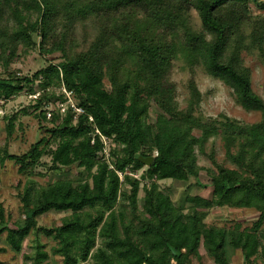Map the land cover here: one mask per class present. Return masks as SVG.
Here are the masks:
<instances>
[{"label": "trees", "instance_id": "trees-1", "mask_svg": "<svg viewBox=\"0 0 264 264\" xmlns=\"http://www.w3.org/2000/svg\"><path fill=\"white\" fill-rule=\"evenodd\" d=\"M256 7L264 9V1L0 0V68L8 72L21 49H38L48 62L31 76L0 77V100L27 93L34 116L53 125L49 137L21 156L0 149L1 162H14L27 179L25 219L10 225L0 205V243L6 234L7 246L21 254L32 233L42 234L56 242L53 253L63 264H195L202 250L215 264H230L229 250L241 251L247 263L264 258V99L244 58L258 52L264 61V16L253 14ZM179 62L224 83L238 105L261 120L205 118L195 79L182 108L172 80ZM64 89L85 114L50 108L67 101ZM18 117H5L8 138ZM97 130L113 143L107 158ZM213 139L225 153L223 163L215 150L209 155L216 166L209 171L213 198L188 196L176 206L159 182L199 180L198 153L207 155ZM46 155L51 165L43 163ZM140 157L155 159L146 167ZM42 166L79 171L74 179L41 185L33 178ZM214 208L253 209L259 217L246 228L209 226L205 218ZM52 211L71 215L60 227H39L38 219ZM49 259L42 244L24 256L26 264Z\"/></svg>", "mask_w": 264, "mask_h": 264}, {"label": "rangeland", "instance_id": "rangeland-1", "mask_svg": "<svg viewBox=\"0 0 264 264\" xmlns=\"http://www.w3.org/2000/svg\"><path fill=\"white\" fill-rule=\"evenodd\" d=\"M253 11L254 15L264 16V9L260 7L253 8ZM192 18L195 27L200 29L201 22L195 11L192 12ZM21 51V56L15 59L8 72L0 68V77H7L9 72H13L19 77L31 76L47 66V60L40 54L38 49H30L27 53ZM244 58L246 67L250 68L252 72L254 91L264 99V61L258 56V52L255 54L244 53ZM183 67L184 64L179 62L176 64L172 74V80L177 86V99L182 108L186 107L189 97V82L191 79H195L202 94L200 112L205 118L220 120L223 119V117H228L242 124H254L261 120L260 113L246 112L243 110L236 102L232 90L221 81L208 76L202 68H196L193 74ZM56 93L59 95L58 90ZM74 102L77 103L75 100ZM32 105H34L33 99L27 93L19 95L9 102L0 100V149H4L7 146L10 154L21 156L29 152L31 147L40 139L50 136L48 130L52 129L53 125L46 121L41 122L36 118ZM50 108L55 109V105H50ZM25 109H28V113L24 112ZM155 109V106H153L151 112L152 119L155 118ZM16 113L19 114V117L15 123V130L12 137L8 138L6 130L8 121L5 117H11ZM52 147L54 149L56 144L53 143ZM213 150H215L216 162L223 163L225 161V153L222 142L219 139H213L209 142L206 148L207 155L198 153L199 166L201 167L199 180L207 187H202L198 183L199 180L196 178H191L188 182L173 180L159 182L161 189L171 195L176 206L186 204L185 200L188 196H199L210 200L213 198V189L210 186L211 173H209L210 170L216 171V166L209 158ZM42 161L46 165H51V156L46 155ZM18 169L19 167L14 162L7 160L5 163H2L0 160V205L4 209L5 217L10 222V225H13L16 221L25 219V216L22 214L21 194L27 184V179L19 173ZM78 171L79 169L74 167L72 170L66 169L65 172L55 173L47 170V166H42L36 170L37 175H35L33 179L38 181L41 185H46L48 182H55L61 178L74 179ZM144 172L145 169L141 170L136 177L140 178ZM45 173L48 174V179L40 176ZM119 175L122 178V174ZM147 183V181L142 182V188L145 185L148 186ZM142 188L139 194L140 199L144 197V189ZM124 189L127 191L129 190L128 187ZM187 211L189 210H186V212ZM70 215V212H49L38 219L39 227L50 229L60 227L64 223V220L70 217ZM258 217V213L253 209L214 208L207 214L205 222L209 226L220 228H231L235 224H241L243 228H246L251 227ZM5 235L6 234H4L2 238L0 247L6 248L8 251L0 253L1 263L26 264L24 256L34 255V247L38 244H42L45 245L46 251L50 255V264H63V258L53 253L56 242L52 239L46 238L42 234L32 233L24 243L23 252L21 254H16L7 246ZM201 255L202 261L198 262L194 259L195 264H215L214 261L208 257L206 251L202 250ZM260 255L261 257H256L251 263H247L241 251L233 252L229 250L228 253L230 264H264V258L262 254ZM27 263L30 264V261ZM89 264L92 263L90 262Z\"/></svg>", "mask_w": 264, "mask_h": 264}, {"label": "built area", "instance_id": "built-area-1", "mask_svg": "<svg viewBox=\"0 0 264 264\" xmlns=\"http://www.w3.org/2000/svg\"><path fill=\"white\" fill-rule=\"evenodd\" d=\"M63 91H64V93H65V95L67 97V101L64 102V103L57 102L56 105H55V109L60 110L62 114H65L69 108H71L73 110V113L75 115H83V114H85V111L82 108H80L74 102V99H73L74 97H73L72 93L68 92L65 89ZM50 117H51V112H48V118H50ZM90 120L94 121L92 116H90ZM96 133L101 136L102 141L104 142V146H105L104 152L107 155V157H109V150H110L109 147H110V145H113V143L110 140H108L107 138L103 137L98 130H97ZM156 155H157V153H156Z\"/></svg>", "mask_w": 264, "mask_h": 264}, {"label": "water", "instance_id": "water-1", "mask_svg": "<svg viewBox=\"0 0 264 264\" xmlns=\"http://www.w3.org/2000/svg\"><path fill=\"white\" fill-rule=\"evenodd\" d=\"M154 157H148V158H144V157H140V161L146 166V167H150L152 165V163L154 162Z\"/></svg>", "mask_w": 264, "mask_h": 264}]
</instances>
